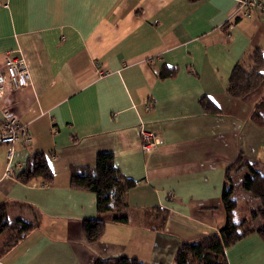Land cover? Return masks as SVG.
<instances>
[{
    "label": "crops",
    "instance_id": "crops-1",
    "mask_svg": "<svg viewBox=\"0 0 264 264\" xmlns=\"http://www.w3.org/2000/svg\"><path fill=\"white\" fill-rule=\"evenodd\" d=\"M235 6L236 0H0V80L9 51L23 56L31 78L18 88L2 79L0 127L7 112L26 124L31 141L15 142L10 160L0 145V205L9 217L33 219V212L40 223L0 264H94L121 255L175 264L181 243L218 233L227 169L240 156L264 163V125L251 118L264 100V17H236ZM255 49L263 60L258 71ZM238 63L259 75L258 87L243 97L226 91ZM167 68L172 73L161 77ZM202 97L215 108L203 107ZM140 129L158 136L147 152ZM34 152L46 155L50 184L17 178ZM99 152H111L136 184L127 207L109 212L103 236L89 243L82 221L97 217L96 196L72 188L70 171L94 167ZM156 210L151 221L141 215ZM225 256L228 264H264V241L251 233Z\"/></svg>",
    "mask_w": 264,
    "mask_h": 264
},
{
    "label": "trees",
    "instance_id": "trees-1",
    "mask_svg": "<svg viewBox=\"0 0 264 264\" xmlns=\"http://www.w3.org/2000/svg\"><path fill=\"white\" fill-rule=\"evenodd\" d=\"M252 61L257 71L262 68L263 60L259 49L254 50ZM166 70L160 72L161 77L172 73L171 68ZM258 85V72L247 71L242 64L238 63L230 72L226 91L234 97H243L256 89ZM200 103L210 110L215 108V105L208 98L202 97ZM251 118L256 124L264 125V100L254 108ZM241 162L240 169L245 168L246 173L239 181L240 188L256 201V205H252L253 208L248 210L250 217L246 220L255 222L256 226L246 224L242 220H235L240 203L239 199L234 196L235 186L229 183V180L231 169ZM238 171L240 174V170ZM17 178L25 183L39 181L41 185L50 184L53 181V172L49 167L46 155L42 152H34L30 156L26 167L17 174ZM135 184V180L124 176L114 165L111 152H99L94 167H73L71 169L70 186L75 189L93 192L96 196L97 217L82 221L83 233L89 243H94L103 236L106 217L109 212L122 211L127 207L126 193ZM221 197L225 210V224L223 227L219 229L217 234L196 241L181 243L175 253V264H228L225 250L229 246L254 232L264 241V164H259L249 158L243 159L240 156L226 171L225 185ZM39 224L37 216L33 219L21 216L9 217L7 206L0 205V235L8 231V237L0 241V257L28 232L38 227ZM160 226H154L153 228L160 229ZM243 226L245 227L243 228ZM94 264L149 263L135 257L121 255L106 258L97 257Z\"/></svg>",
    "mask_w": 264,
    "mask_h": 264
},
{
    "label": "built area",
    "instance_id": "built-area-1",
    "mask_svg": "<svg viewBox=\"0 0 264 264\" xmlns=\"http://www.w3.org/2000/svg\"><path fill=\"white\" fill-rule=\"evenodd\" d=\"M236 17L251 18L264 17V0H236L234 9ZM5 79L12 87H24L30 83V73L23 56L18 52H6L5 54ZM0 80V97L4 93V83ZM17 141L24 143L31 141V134L26 124H21L9 113H4V119L0 127V145L7 146V156L10 160L13 153V144ZM158 136L154 131L140 129V146L147 152L158 143Z\"/></svg>",
    "mask_w": 264,
    "mask_h": 264
},
{
    "label": "rangeland",
    "instance_id": "rangeland-1",
    "mask_svg": "<svg viewBox=\"0 0 264 264\" xmlns=\"http://www.w3.org/2000/svg\"><path fill=\"white\" fill-rule=\"evenodd\" d=\"M240 18H242V17H240ZM259 164H264V163H261V162H258ZM242 165V162L240 163V164H238L237 166H234L233 167V169H231V171H230V180H229V183H232L234 186H235V193H234V196L236 197V198H238L239 199V203H240V207H239V212H238V214L235 216V220H237V221H241L242 220V222L244 221V222H246V224H249V225H252V224H254L255 222H253V221H251V222H249V221H247L248 219H249V217H250V213L248 212V210L251 208H253L252 207V205L254 204V202H253V204L252 203H249V201H248V196L247 197H244V194H247V193H245L241 188H240V185H239V181H240V179H242V176L241 175H238L239 174V171L238 170H240V172H241V174L243 173V171L244 172H246V169L245 168H241L240 169V166ZM241 206H242V208H241ZM158 210H156V211H154V212H141V215L144 217V219H146L147 221H151L155 216H158ZM138 213H140V212H138ZM249 214V215H248ZM32 215H33V217L32 218H34L35 217V215L33 214V212H32ZM246 218H247V220H246ZM246 220V221H245ZM246 224H245V226H246ZM255 225V224H254ZM257 225V224H256ZM255 225V226H256ZM155 226V225H154ZM245 226H243V228L245 227ZM253 226V225H252ZM8 237V231H5L1 236H0V238L3 240H5L6 238Z\"/></svg>",
    "mask_w": 264,
    "mask_h": 264
}]
</instances>
